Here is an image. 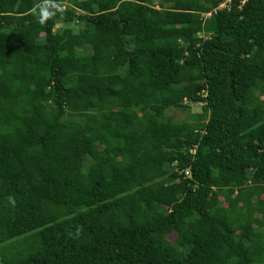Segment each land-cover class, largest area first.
Here are the masks:
<instances>
[{"label": "trees", "instance_id": "16d2710c", "mask_svg": "<svg viewBox=\"0 0 264 264\" xmlns=\"http://www.w3.org/2000/svg\"><path fill=\"white\" fill-rule=\"evenodd\" d=\"M222 1L0 0V264H264V0Z\"/></svg>", "mask_w": 264, "mask_h": 264}, {"label": "rangeland", "instance_id": "374dc122", "mask_svg": "<svg viewBox=\"0 0 264 264\" xmlns=\"http://www.w3.org/2000/svg\"><path fill=\"white\" fill-rule=\"evenodd\" d=\"M221 7H223V6L221 5ZM221 7H218L217 9H220ZM156 8H158V7H156ZM75 29H77V28H75ZM201 35H203V34H201ZM202 107H203L202 103L189 104L186 109H169L165 113V116L170 117L174 123H181L184 121H188V122L190 121L193 123H197V122L206 120V118H204L202 116L204 114V110L202 109ZM84 157L85 156H82L81 158L83 159ZM91 158H92V156H86L84 158V160L87 161V162H85V166H88V163L92 162ZM235 236L238 237L239 233L235 232ZM175 238H176V233H171L170 235H168L167 240L170 243H173Z\"/></svg>", "mask_w": 264, "mask_h": 264}, {"label": "clouds", "instance_id": "9594fccd", "mask_svg": "<svg viewBox=\"0 0 264 264\" xmlns=\"http://www.w3.org/2000/svg\"><path fill=\"white\" fill-rule=\"evenodd\" d=\"M64 7L65 6L61 2V0H39V2L36 3L31 9V14L34 17H36L39 24L44 25L49 19L55 17L57 14L63 15ZM224 8H220V9H224ZM8 202L12 206H15L14 197L9 196ZM80 232L81 230L78 229L75 235L79 236Z\"/></svg>", "mask_w": 264, "mask_h": 264}, {"label": "built area", "instance_id": "2783aa9c", "mask_svg": "<svg viewBox=\"0 0 264 264\" xmlns=\"http://www.w3.org/2000/svg\"><path fill=\"white\" fill-rule=\"evenodd\" d=\"M231 3H232V0H223L222 1V3H221V5L223 6V7H221V5L219 6V7H221V8H230L231 7Z\"/></svg>", "mask_w": 264, "mask_h": 264}]
</instances>
